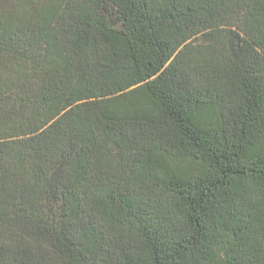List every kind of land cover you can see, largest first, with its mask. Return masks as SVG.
<instances>
[{
    "label": "trees",
    "instance_id": "trees-1",
    "mask_svg": "<svg viewBox=\"0 0 264 264\" xmlns=\"http://www.w3.org/2000/svg\"><path fill=\"white\" fill-rule=\"evenodd\" d=\"M0 264H264V0H0Z\"/></svg>",
    "mask_w": 264,
    "mask_h": 264
}]
</instances>
